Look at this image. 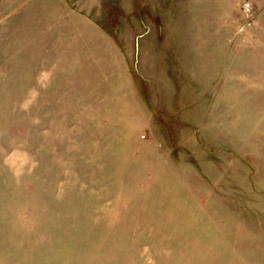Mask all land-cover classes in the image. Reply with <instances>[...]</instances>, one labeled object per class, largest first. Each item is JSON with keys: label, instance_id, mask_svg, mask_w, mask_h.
Returning a JSON list of instances; mask_svg holds the SVG:
<instances>
[{"label": "rangeland", "instance_id": "rangeland-1", "mask_svg": "<svg viewBox=\"0 0 264 264\" xmlns=\"http://www.w3.org/2000/svg\"><path fill=\"white\" fill-rule=\"evenodd\" d=\"M0 264H264V0H0Z\"/></svg>", "mask_w": 264, "mask_h": 264}, {"label": "built area", "instance_id": "built-area-1", "mask_svg": "<svg viewBox=\"0 0 264 264\" xmlns=\"http://www.w3.org/2000/svg\"><path fill=\"white\" fill-rule=\"evenodd\" d=\"M245 10L249 11L250 10V4L245 5Z\"/></svg>", "mask_w": 264, "mask_h": 264}]
</instances>
